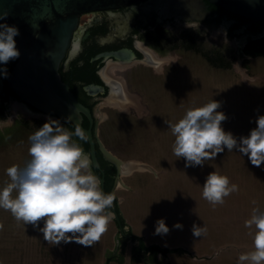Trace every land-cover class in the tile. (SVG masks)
<instances>
[{
  "label": "rangeland",
  "instance_id": "374dc122",
  "mask_svg": "<svg viewBox=\"0 0 264 264\" xmlns=\"http://www.w3.org/2000/svg\"><path fill=\"white\" fill-rule=\"evenodd\" d=\"M178 30L173 38L179 47L169 53L179 60L178 72L162 95L152 94L154 100L144 91L143 103L150 110L121 113L104 107L98 112L102 115L98 137L105 148L123 162L155 170V174L133 170L120 176L114 195L126 227L120 231L113 219L92 246L54 245L44 240L38 228L17 222L9 211L0 209V264H150L153 256L147 262L141 259L134 250L138 241L123 238L127 232L147 247L172 250L157 255L153 264H240L239 256L254 250L255 229L245 227V221L254 208L264 212V164L255 167L247 156L225 149L203 167H185L184 158L173 153L174 136L168 124L214 100L227 117L222 122L224 131L237 139L247 136L256 127L257 116L264 115V55L240 57L238 45L221 30L194 34L197 43L192 48L185 28ZM209 58L218 65L222 58L230 68L215 67ZM11 108L10 121L17 119L18 126L0 135V188L10 182L8 168L23 167L30 159L28 138L49 118L28 116L16 105ZM11 122L0 129H8ZM214 171L238 188L215 206L202 195L206 177ZM160 219L169 228L166 235L155 234ZM177 223L182 230L173 227ZM194 224L206 229L200 237L193 236Z\"/></svg>",
  "mask_w": 264,
  "mask_h": 264
},
{
  "label": "clouds",
  "instance_id": "9594fccd",
  "mask_svg": "<svg viewBox=\"0 0 264 264\" xmlns=\"http://www.w3.org/2000/svg\"><path fill=\"white\" fill-rule=\"evenodd\" d=\"M18 35L15 26L0 24V65L19 58L15 41ZM0 74L7 78V68H0ZM220 107V102L212 100L202 107L187 110L177 123L168 124L174 136V155L184 158L185 167H203L205 161L215 159L225 149L235 150L247 156L253 166L261 167L264 164V115L257 116L256 127L247 136L237 139L222 128L227 117L218 111ZM73 135L84 139L79 126L73 133L59 120L49 117L29 136L30 159L23 167L13 165L6 170L10 182L0 188V209L9 211L17 222L38 228L48 243L75 242L88 247L99 242L115 218L109 211L115 197L104 194L99 178L91 171L88 155L72 139ZM202 188L203 198L213 206L223 204L224 197L238 191L235 184L230 186L227 176L215 171L208 174ZM40 221L43 227H39ZM173 227L183 228L179 223ZM245 227L255 229L254 250L241 254L240 264H264V212L254 208ZM205 231L204 227L193 225L194 237H200ZM168 232L165 221L158 220L155 234Z\"/></svg>",
  "mask_w": 264,
  "mask_h": 264
},
{
  "label": "flooded vegetation",
  "instance_id": "af4514ba",
  "mask_svg": "<svg viewBox=\"0 0 264 264\" xmlns=\"http://www.w3.org/2000/svg\"><path fill=\"white\" fill-rule=\"evenodd\" d=\"M176 1L179 0H145L120 9L82 15L59 73L77 101L90 111L92 129L96 122L98 128L102 120L98 112L104 107L121 113L150 110L143 103L144 91L150 96L162 95L178 72L179 60L169 54L179 47V41L173 38L178 28H185L192 48L197 43L194 34L212 30H221L225 38L234 41L238 55L247 45L251 37L247 31L250 20L228 13L207 0H181L188 8L182 14H175ZM259 23L263 33L264 23ZM16 60L0 68L6 67L9 75ZM13 105L28 116L46 117L19 103L7 87L6 78L0 74V126L8 127ZM10 124L8 129H0V135L18 126V120ZM61 124L70 131V124ZM84 125L90 126L86 118L82 121ZM72 139L80 145L76 136ZM83 150L89 157V147L88 151ZM95 152L97 161L101 159L102 163L99 170L91 167V171L99 180L103 178V192L109 180V191L113 195L121 175L117 179L116 169L102 159L97 147ZM123 170V175L129 173L127 167ZM114 200L118 207V199ZM109 211L115 213L113 207ZM115 220L117 222V217ZM117 225L119 227L118 222ZM118 229L121 231L120 227Z\"/></svg>",
  "mask_w": 264,
  "mask_h": 264
},
{
  "label": "water",
  "instance_id": "95a60500",
  "mask_svg": "<svg viewBox=\"0 0 264 264\" xmlns=\"http://www.w3.org/2000/svg\"><path fill=\"white\" fill-rule=\"evenodd\" d=\"M145 0H0V24L15 26L19 58L13 65L6 84L19 103L37 113L59 120L63 124L79 126L89 147L91 167L99 170L96 147L102 159L112 165L117 179L130 162H123L108 151L98 137L96 122L92 129L90 111L77 101L67 84L61 81L59 68L70 47L82 15L92 11L120 9ZM236 16L264 23V0H207ZM188 6L176 1L174 13H184ZM264 37V32L253 40ZM100 90V88H96ZM83 118L90 126H82ZM133 170H155L146 164L132 163ZM101 188L103 178L100 179ZM113 192V191H112ZM114 195V193H113ZM115 214V213H114ZM116 219V214L115 218Z\"/></svg>",
  "mask_w": 264,
  "mask_h": 264
},
{
  "label": "trees",
  "instance_id": "16d2710c",
  "mask_svg": "<svg viewBox=\"0 0 264 264\" xmlns=\"http://www.w3.org/2000/svg\"><path fill=\"white\" fill-rule=\"evenodd\" d=\"M251 26L248 28V33L251 35V37L248 39L247 41V45L243 48L242 52L240 53V57H252V58H257V57H261L264 55V37L260 38V39H256L253 40L252 38L261 34V24L259 22H252L250 21ZM209 63L212 64L215 67H219V68H224V69H228L230 68V64H224L222 58H219V65L215 62V60L213 61V59H208ZM60 75V73H59ZM63 83L64 80H63ZM70 127V132H75V127H73L71 124L69 125ZM84 127L86 128V126L84 125ZM75 136V135H73ZM80 141V145L83 149H85L86 151H88V144L86 142V139H80L79 137H77ZM100 163H102L101 159L98 162L99 165H101ZM104 164V163H103ZM102 164V165H103ZM113 170V167H111ZM113 173V171H112ZM109 180L106 181L105 183V189H104V193L107 194H111L109 191ZM113 210L116 214L117 217V222L119 224V227L124 228V223L122 218L119 215V211L118 208L116 206V202L115 200L113 201ZM123 238L126 239L125 241H127V239L129 238L130 240H137L138 241V245L136 247H134V250H138L139 254L138 256L141 257V259H144L147 262L148 257H152L153 256V260H151L150 264L155 263L156 260V256L157 255H161V256H165L168 252L172 251L169 249H163L160 248L157 245H152V246H145L142 239L141 238H137L131 235L130 232H127L126 235H123ZM125 245V244H124ZM124 245L122 247H124ZM140 257H136V259L140 260ZM149 263V262H148Z\"/></svg>",
  "mask_w": 264,
  "mask_h": 264
},
{
  "label": "bare ground",
  "instance_id": "6f19581e",
  "mask_svg": "<svg viewBox=\"0 0 264 264\" xmlns=\"http://www.w3.org/2000/svg\"><path fill=\"white\" fill-rule=\"evenodd\" d=\"M126 167L129 170L133 169L132 163H129V164H127V165L124 166V168H126Z\"/></svg>",
  "mask_w": 264,
  "mask_h": 264
}]
</instances>
